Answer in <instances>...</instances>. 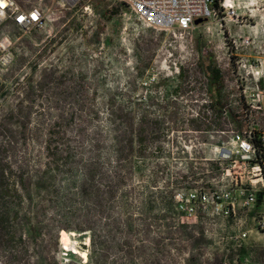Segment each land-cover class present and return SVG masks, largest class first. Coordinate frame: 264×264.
<instances>
[{
	"label": "rangeland",
	"instance_id": "obj_1",
	"mask_svg": "<svg viewBox=\"0 0 264 264\" xmlns=\"http://www.w3.org/2000/svg\"><path fill=\"white\" fill-rule=\"evenodd\" d=\"M57 2L42 3L41 28L0 24L14 42L0 71V264H264L251 220L233 248L234 223L188 226L170 207L210 186L219 147L244 126V70L264 65V0H233L247 27L206 24L182 39L118 0ZM235 34L251 46L235 53ZM141 119L146 144L122 160L115 137Z\"/></svg>",
	"mask_w": 264,
	"mask_h": 264
},
{
	"label": "built area",
	"instance_id": "obj_2",
	"mask_svg": "<svg viewBox=\"0 0 264 264\" xmlns=\"http://www.w3.org/2000/svg\"><path fill=\"white\" fill-rule=\"evenodd\" d=\"M36 5H20L17 0H0V24L10 22L24 32L41 28L46 24L48 11L41 5L46 0H33ZM82 0H58L60 6L75 8ZM144 27L156 31L173 33L180 39L195 28L232 23L240 28L242 20L232 10L233 0H118ZM231 12L230 16L227 15ZM226 15V16H225ZM228 18V20L225 19ZM204 19L201 25L195 21ZM229 48L236 53L248 49L252 41L249 36L232 35ZM13 37H0V71L13 60ZM244 70L240 103L244 126L232 133L228 141L218 149L216 178L210 186H200L174 195L172 211L178 222L188 226H215L218 222H232L236 226L231 236L232 247L241 248L249 236L243 225L251 220L254 230L264 231V213L255 210L256 194L264 193V122L260 98L264 89L259 85L264 80V65ZM249 81V82H248ZM252 82V83H251Z\"/></svg>",
	"mask_w": 264,
	"mask_h": 264
},
{
	"label": "trees",
	"instance_id": "obj_3",
	"mask_svg": "<svg viewBox=\"0 0 264 264\" xmlns=\"http://www.w3.org/2000/svg\"><path fill=\"white\" fill-rule=\"evenodd\" d=\"M141 124H139V128L137 130H133V125L129 126L128 130H125L123 134L119 137V139H116L115 137V152H119L121 155H123L122 160L127 161L129 157H135L134 155H137V151L145 146L146 144V138H147V126L146 124H142L143 119H141ZM123 144V146H121ZM137 146V147H136ZM136 148V149H135ZM118 177L117 174L113 175V178ZM116 189V183H113L108 189L106 194L113 195ZM173 205V198L170 203V207ZM173 214V212H172ZM77 256L80 257V259L87 260V255L85 252H76Z\"/></svg>",
	"mask_w": 264,
	"mask_h": 264
},
{
	"label": "water",
	"instance_id": "obj_4",
	"mask_svg": "<svg viewBox=\"0 0 264 264\" xmlns=\"http://www.w3.org/2000/svg\"><path fill=\"white\" fill-rule=\"evenodd\" d=\"M204 23V19H198L195 21V25H201Z\"/></svg>",
	"mask_w": 264,
	"mask_h": 264
},
{
	"label": "clouds",
	"instance_id": "obj_5",
	"mask_svg": "<svg viewBox=\"0 0 264 264\" xmlns=\"http://www.w3.org/2000/svg\"><path fill=\"white\" fill-rule=\"evenodd\" d=\"M0 6H2V5H0Z\"/></svg>",
	"mask_w": 264,
	"mask_h": 264
}]
</instances>
